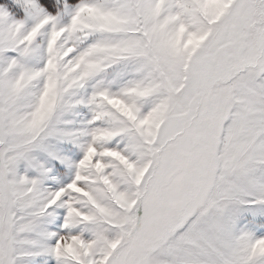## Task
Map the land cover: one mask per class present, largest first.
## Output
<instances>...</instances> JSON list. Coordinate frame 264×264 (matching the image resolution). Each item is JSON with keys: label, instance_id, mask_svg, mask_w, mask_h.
Masks as SVG:
<instances>
[{"label": "snow or ice", "instance_id": "obj_1", "mask_svg": "<svg viewBox=\"0 0 264 264\" xmlns=\"http://www.w3.org/2000/svg\"><path fill=\"white\" fill-rule=\"evenodd\" d=\"M0 264H264V0H0Z\"/></svg>", "mask_w": 264, "mask_h": 264}]
</instances>
